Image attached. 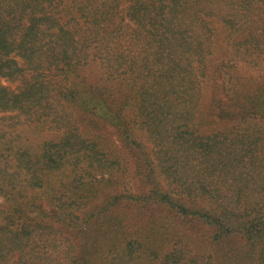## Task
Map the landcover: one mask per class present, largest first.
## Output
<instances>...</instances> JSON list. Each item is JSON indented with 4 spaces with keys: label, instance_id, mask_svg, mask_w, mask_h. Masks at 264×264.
Here are the masks:
<instances>
[{
    "label": "trees",
    "instance_id": "trees-1",
    "mask_svg": "<svg viewBox=\"0 0 264 264\" xmlns=\"http://www.w3.org/2000/svg\"><path fill=\"white\" fill-rule=\"evenodd\" d=\"M0 113V264H264V0H0Z\"/></svg>",
    "mask_w": 264,
    "mask_h": 264
},
{
    "label": "rangeland",
    "instance_id": "rangeland-1",
    "mask_svg": "<svg viewBox=\"0 0 264 264\" xmlns=\"http://www.w3.org/2000/svg\"><path fill=\"white\" fill-rule=\"evenodd\" d=\"M4 84L8 87V88H10V89H15L16 88V86H18V81H9V82H4ZM15 114L14 113H12V114H7V113H0V117L1 116H5L6 118H9L10 116H14ZM22 120V119H21ZM48 136H50L51 135V132L48 130V134H47ZM58 136V135H57ZM111 140L113 141V142H115V144H118V141L116 140V139H113V138H111ZM111 141V142H112Z\"/></svg>",
    "mask_w": 264,
    "mask_h": 264
}]
</instances>
